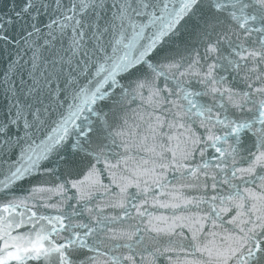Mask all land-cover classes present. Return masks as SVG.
Returning a JSON list of instances; mask_svg holds the SVG:
<instances>
[{
    "label": "snow or ice",
    "instance_id": "6c2138e0",
    "mask_svg": "<svg viewBox=\"0 0 264 264\" xmlns=\"http://www.w3.org/2000/svg\"><path fill=\"white\" fill-rule=\"evenodd\" d=\"M0 264H264V0H0Z\"/></svg>",
    "mask_w": 264,
    "mask_h": 264
}]
</instances>
